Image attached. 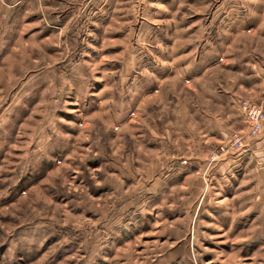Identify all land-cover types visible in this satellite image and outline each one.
<instances>
[{
	"label": "rangeland",
	"instance_id": "rangeland-1",
	"mask_svg": "<svg viewBox=\"0 0 264 264\" xmlns=\"http://www.w3.org/2000/svg\"><path fill=\"white\" fill-rule=\"evenodd\" d=\"M263 98L264 0H0V264H264Z\"/></svg>",
	"mask_w": 264,
	"mask_h": 264
},
{
	"label": "built area",
	"instance_id": "built-area-1",
	"mask_svg": "<svg viewBox=\"0 0 264 264\" xmlns=\"http://www.w3.org/2000/svg\"><path fill=\"white\" fill-rule=\"evenodd\" d=\"M240 108L247 123L243 131H235L229 135L228 141L210 151L209 164L228 157L247 158L251 154V144L259 137L264 128V109L248 99L240 101Z\"/></svg>",
	"mask_w": 264,
	"mask_h": 264
},
{
	"label": "crops",
	"instance_id": "crops-1",
	"mask_svg": "<svg viewBox=\"0 0 264 264\" xmlns=\"http://www.w3.org/2000/svg\"><path fill=\"white\" fill-rule=\"evenodd\" d=\"M260 105H262V107H264V98H263L262 102L260 103ZM261 144H262V143H261ZM261 144L259 143V145H261ZM196 164H197V163H196ZM198 166H199V168H198L199 172H201L202 170L205 169V165H204V164L199 163ZM219 167H220V166H219ZM221 168H222V167H221Z\"/></svg>",
	"mask_w": 264,
	"mask_h": 264
}]
</instances>
